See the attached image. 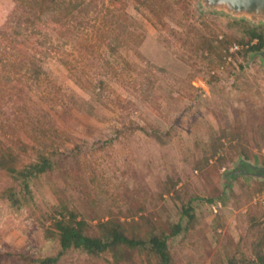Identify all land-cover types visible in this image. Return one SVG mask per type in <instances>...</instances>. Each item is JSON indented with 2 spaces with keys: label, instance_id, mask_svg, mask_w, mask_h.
Instances as JSON below:
<instances>
[{
  "label": "rangeland",
  "instance_id": "obj_1",
  "mask_svg": "<svg viewBox=\"0 0 264 264\" xmlns=\"http://www.w3.org/2000/svg\"><path fill=\"white\" fill-rule=\"evenodd\" d=\"M159 1L84 0L74 20L41 28L45 46L35 36L5 50L0 40L5 58L43 60L44 82L25 89L31 111L59 131L67 148L81 146L63 169L32 180V198L20 207L0 199V264L47 257L57 258L54 264H104L78 251L61 253L45 229L69 211L107 217L139 203L149 211L165 204L174 221L192 197L194 220L183 219L188 229L168 243L172 264H216L227 241L250 236L246 215L264 212L253 203L264 181L229 179L227 172L241 162L264 166V66L253 52L217 68L222 50L249 40L252 29L199 12L198 0H190L189 14L181 7L189 0H166V10ZM22 7L23 0H0V28L19 33ZM257 30L264 38V28ZM221 133L241 136L247 158L230 148L237 139L223 138L200 171L196 160ZM0 178L1 189L8 182ZM168 179H179L173 200L163 195Z\"/></svg>",
  "mask_w": 264,
  "mask_h": 264
},
{
  "label": "trees",
  "instance_id": "obj_2",
  "mask_svg": "<svg viewBox=\"0 0 264 264\" xmlns=\"http://www.w3.org/2000/svg\"><path fill=\"white\" fill-rule=\"evenodd\" d=\"M165 1L158 2V6L164 10L168 9ZM74 2L75 0H23L19 33L0 28V40L7 41L4 49H17L35 36L40 37V45L45 46L48 39L41 28L58 25L63 20H74L75 10L84 0L79 4ZM179 3L177 1L173 4ZM181 7L184 14H189L190 0L181 2ZM248 34L249 39L258 38L260 41L258 46L253 47L254 52L264 48L261 31L252 29ZM45 77L41 58L34 57L27 61L8 59L2 55L0 46V177L8 182L0 189V199L8 201L14 207H20L23 201L27 202L32 198V180L63 169L66 161L74 158L77 151H81L79 144L67 148L59 131L53 126H44L40 120L42 116L31 111L34 104L25 89L31 91L38 88ZM120 133L121 130H117V134ZM223 138L230 144L237 139L236 146L231 145L230 148H240V155L247 158L244 152L245 142L241 136L221 133L212 137L205 145L195 162L196 168L201 171L207 166L208 160L222 148ZM224 160L225 158L221 161ZM241 164L246 166L244 162ZM255 171L250 166L249 172ZM178 181L179 179L166 180L163 195L166 194L173 200L179 194L176 190ZM259 184L263 186L264 182ZM249 193L247 192L243 204L248 202ZM236 198L241 200L239 195ZM197 199L192 197L182 205L174 221L165 204L157 210L149 211L144 204L139 203L134 208H128L127 213L109 210L107 217L94 214L78 218L79 213L69 211L60 216V219H55L45 229V234L57 240L61 253L78 251L94 261L102 259L104 264H172L168 243L188 229L182 225L183 219L194 220L191 203ZM207 202L213 205L214 199L209 197ZM239 204L237 202L235 205L239 207ZM246 223L251 238L241 233L237 242L227 241L228 245L216 264H264V212H248ZM1 256L2 254L0 258ZM38 261L40 264H54L57 258L47 257Z\"/></svg>",
  "mask_w": 264,
  "mask_h": 264
},
{
  "label": "water",
  "instance_id": "obj_3",
  "mask_svg": "<svg viewBox=\"0 0 264 264\" xmlns=\"http://www.w3.org/2000/svg\"><path fill=\"white\" fill-rule=\"evenodd\" d=\"M196 9L201 13L223 14L251 29L264 28V0H198ZM255 56L259 58L260 66H264V48ZM252 167L255 168V173L246 171L245 175L264 181V166Z\"/></svg>",
  "mask_w": 264,
  "mask_h": 264
},
{
  "label": "built area",
  "instance_id": "obj_4",
  "mask_svg": "<svg viewBox=\"0 0 264 264\" xmlns=\"http://www.w3.org/2000/svg\"><path fill=\"white\" fill-rule=\"evenodd\" d=\"M258 38H252L246 40L243 43H231L222 50V58L220 63H218L217 71L221 72L225 70L228 66H234L236 63L235 57L240 54H251L253 53V47L259 45ZM216 71H211V75H215ZM253 203L264 208V189L258 193L254 199Z\"/></svg>",
  "mask_w": 264,
  "mask_h": 264
},
{
  "label": "flooded vegetation",
  "instance_id": "obj_5",
  "mask_svg": "<svg viewBox=\"0 0 264 264\" xmlns=\"http://www.w3.org/2000/svg\"><path fill=\"white\" fill-rule=\"evenodd\" d=\"M253 58V57H252ZM254 60V59H252ZM246 166H244L243 164H239L237 168L231 170V171H228L227 172V176L229 179H232L234 178L235 176L237 175H240V176H246L245 175V172H249V169H250V165L249 164H245ZM241 172L243 175H241ZM248 176V175H247Z\"/></svg>",
  "mask_w": 264,
  "mask_h": 264
},
{
  "label": "crops",
  "instance_id": "obj_6",
  "mask_svg": "<svg viewBox=\"0 0 264 264\" xmlns=\"http://www.w3.org/2000/svg\"><path fill=\"white\" fill-rule=\"evenodd\" d=\"M213 212H214V213H216V211H215V210H213Z\"/></svg>",
  "mask_w": 264,
  "mask_h": 264
}]
</instances>
